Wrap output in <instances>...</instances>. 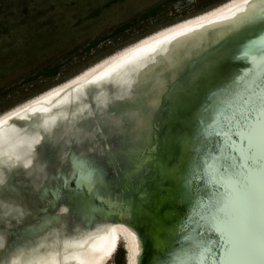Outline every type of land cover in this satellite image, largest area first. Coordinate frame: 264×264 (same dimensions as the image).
I'll return each instance as SVG.
<instances>
[{
	"label": "bare ground",
	"instance_id": "bare-ground-1",
	"mask_svg": "<svg viewBox=\"0 0 264 264\" xmlns=\"http://www.w3.org/2000/svg\"><path fill=\"white\" fill-rule=\"evenodd\" d=\"M239 6H242L241 0H224L210 9L162 26L0 113V155L5 156L0 157V244L5 240L17 241L14 254L8 257L3 255V248L0 249V264H11L13 260L16 264H112L120 244L127 248L126 264L137 263V238L128 225L112 223L87 231L78 230L79 227L75 228L74 224L69 225L71 204L63 198L66 196L59 185L62 179L81 176L82 165L90 158H94L98 165V162L109 161V152L118 149V145H126L116 136L113 139L111 131L117 124L114 121L109 123V118H106L112 115L99 110L116 101V98V104L123 106L129 114L119 115L122 122L119 133H129L130 137L138 134L147 141L149 134L144 135L142 130L140 134L134 128V125L142 128L138 120H142L143 111L131 110L130 104L138 98L149 102L157 96L145 94L148 88L158 86L156 80H142L150 69L158 65L154 66V60L147 59L169 56L168 51L173 47H179L197 33L213 27L214 22L234 16ZM157 45L162 48L153 50ZM122 63L131 67L120 69L119 73L108 76L102 82L76 91L99 75L118 70ZM212 73L217 74L216 71ZM138 88L142 92L139 97L134 95ZM177 93L175 91L174 95L168 96L165 104L173 102ZM88 98L95 103L105 101V104L93 109ZM35 111L43 113L37 119L26 122ZM164 112H160V121H165ZM155 128L157 131L161 128L159 122ZM74 134L77 138V167L73 172L67 168V163L74 147L71 139ZM85 136V143L91 141L87 148L80 143V138ZM17 137L26 141L25 145L15 146L11 153L8 152V148L3 146L15 145ZM40 141L41 146L37 149L27 146L37 145ZM157 141H154L155 144ZM25 161H31V165L24 167ZM142 161L140 159L137 164ZM54 176L59 179H54ZM5 189L11 198L9 203L15 200L18 206V210L8 217L5 216L7 209L2 198ZM12 227L15 230L6 234L4 229L10 231ZM181 257L183 260L184 256Z\"/></svg>",
	"mask_w": 264,
	"mask_h": 264
},
{
	"label": "water",
	"instance_id": "water-1",
	"mask_svg": "<svg viewBox=\"0 0 264 264\" xmlns=\"http://www.w3.org/2000/svg\"><path fill=\"white\" fill-rule=\"evenodd\" d=\"M198 36L199 33L179 47L170 49L168 51L170 55L167 57L160 55L158 59L156 58L157 61L147 59L148 61L154 60L155 66L170 56H182L180 66L173 69L176 72V78L169 87L149 102L140 101L139 98L130 102L131 110L141 109L143 111L142 120H138V125L142 128H138L137 125H134V128L142 130L144 135L149 134L147 141H144L143 137L138 134L130 137L129 133L123 136L122 132L119 133V126L122 124L121 117L113 111L114 106L119 104H116L117 98L116 101H106L109 102L108 106H104L105 101L95 103L88 98L89 106L93 109L97 106H104L99 110L104 111L106 115H112L106 118H109L107 119L109 123L114 121L117 124L113 125L114 129L111 132L113 139L116 136L119 141L126 144L118 145V149H122L120 159L126 160L127 163L118 173L115 167L109 166L106 159L105 162H98L96 165L94 158H90L82 165L81 176L62 179L59 185L66 196L63 198L71 204L69 219L67 218L69 225L74 224L75 228L79 227L78 230L82 231L112 223L128 225L127 227L137 238L136 264H158L166 252L173 250L169 241L179 240L180 235L185 232V227L190 224L189 216L193 213L189 209L184 193L186 187L190 189L196 187L192 184L193 177L190 171V164L194 157L193 149L198 146L195 137L203 128H209L211 135L207 143L215 147L223 145V138L216 135V131L223 129V120H221L220 128L214 126L217 102L222 98L223 90L234 86L235 78L250 66L246 60L239 59L242 47L250 40H259L264 36V32L259 28L242 29L227 33L211 43L206 42L203 46H200L199 41L194 39ZM158 45L153 47V50L162 48ZM122 64L120 66L122 68L119 67L118 70L116 68L106 75H99L81 85L76 91L89 84L102 82L108 76L119 73L120 69L126 70L127 67L128 69L131 67ZM212 71H216L217 74L212 75ZM155 75L153 73L151 77ZM218 89L220 91H217ZM175 91L182 94H175L173 102L165 104L166 98L174 95ZM160 112L165 113V121H160ZM42 113V111L31 113V119L26 122L37 119ZM146 114H150V121L147 126H144L143 121ZM158 122L161 128L157 131L155 126ZM223 130L226 131V129ZM156 139L158 141L155 144ZM233 139L237 138L233 137ZM16 140L15 145L3 147L8 148L7 151L11 153L15 146L26 143L19 137ZM40 144L41 141L37 145L27 146L28 148L34 146L33 148L37 149L41 146ZM96 156L99 154L96 153ZM140 159L143 161L137 164ZM80 181L83 182L82 187L78 183ZM93 182L96 186L89 189V184ZM110 203L123 205L128 212L126 221L121 216L119 207L115 211L110 210ZM94 209H102V211H93ZM192 223L195 224V221ZM14 230L15 228L12 227L8 232L11 233ZM207 238L216 239L217 237L213 235ZM119 246L123 252L122 264H126L127 248L123 244ZM174 250L177 255L169 259L181 261L183 255L181 246L176 244Z\"/></svg>",
	"mask_w": 264,
	"mask_h": 264
},
{
	"label": "snow or ice",
	"instance_id": "snow-or-ice-1",
	"mask_svg": "<svg viewBox=\"0 0 264 264\" xmlns=\"http://www.w3.org/2000/svg\"><path fill=\"white\" fill-rule=\"evenodd\" d=\"M241 4L234 16L214 22L212 28L203 32L195 30L199 32V36L194 37L199 45L242 29L259 28L264 32V0H241ZM239 59L246 60L250 66L235 78L234 86L223 90L216 107L214 126L220 128L223 120L226 131L218 130L216 135L222 137L224 143L221 147L207 143L211 135L209 128H203L195 137L198 146L193 149L190 171L192 184L196 187H186L184 193L193 214L189 216L190 224L180 239L169 241L173 250L166 252L158 264H176L175 259H169L177 255L174 250L176 244L181 246L184 256L179 264H264V36L244 45ZM181 62L182 56H170L150 69L142 80L155 79L158 86L148 88L145 94L156 95L169 87L176 78L173 69L178 68ZM150 73H155V77H150ZM141 94L140 88L134 93L137 97ZM113 111L117 115H129L121 105L114 106ZM149 121L150 114H146L143 125L147 126ZM71 139L74 147L67 168L74 172L77 167L76 135ZM85 140L86 136L81 137L80 143L87 148L91 141L85 143ZM121 151L113 149L109 152L108 164L118 173L127 163L120 159ZM30 165L31 161H25L24 167ZM53 178L59 179L58 176ZM78 183L83 186L82 181ZM95 186L93 182L88 187ZM2 198L7 209L5 216H11L18 206L15 200L9 203L11 198L7 189ZM118 207L126 221L128 212L123 205L109 204L112 211ZM4 231L8 233L7 229ZM213 235L217 238H207ZM0 247L3 255L8 257L14 254L17 241L5 240ZM11 264L16 262L13 260Z\"/></svg>",
	"mask_w": 264,
	"mask_h": 264
},
{
	"label": "rangeland",
	"instance_id": "rangeland-1",
	"mask_svg": "<svg viewBox=\"0 0 264 264\" xmlns=\"http://www.w3.org/2000/svg\"><path fill=\"white\" fill-rule=\"evenodd\" d=\"M222 1L0 0V113L145 34ZM122 256L118 248L112 264H122Z\"/></svg>",
	"mask_w": 264,
	"mask_h": 264
}]
</instances>
